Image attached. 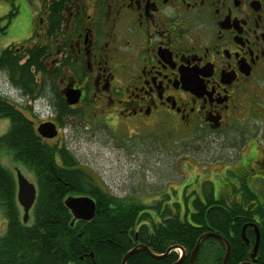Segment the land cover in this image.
Masks as SVG:
<instances>
[{
	"label": "flooded vegetation",
	"instance_id": "flooded-vegetation-1",
	"mask_svg": "<svg viewBox=\"0 0 264 264\" xmlns=\"http://www.w3.org/2000/svg\"><path fill=\"white\" fill-rule=\"evenodd\" d=\"M38 1L29 45L45 44L41 61L47 71L59 68L53 82L61 103L50 100L55 115L37 125L33 119L36 128L54 122L59 135L65 108L76 110L87 98L104 104L96 113L107 119L110 108L112 118L151 126L175 118L192 132L226 133L241 116L264 118V0ZM55 3L63 23L51 29ZM71 88L80 93L73 104L66 96ZM240 145L235 186L249 184L261 197L264 141L244 135Z\"/></svg>",
	"mask_w": 264,
	"mask_h": 264
},
{
	"label": "trees",
	"instance_id": "trees-1",
	"mask_svg": "<svg viewBox=\"0 0 264 264\" xmlns=\"http://www.w3.org/2000/svg\"><path fill=\"white\" fill-rule=\"evenodd\" d=\"M0 1L11 3L9 12L0 18V33H5L19 8L14 0ZM54 5L51 29L63 23L59 3ZM21 45L18 43V49L10 44L0 52V70L27 98L46 96L60 106L53 82L59 68L47 71L41 61L46 45ZM65 109L61 120L73 113V109ZM3 118L9 124L6 132H0V149L5 146L13 160L33 171L37 198L29 224L17 199L16 175L0 162V209L7 221L0 232V264H123L124 256L139 244L147 245L157 256L139 246L128 255L126 264H172L180 255L177 248L165 254L171 246L185 251L179 264H190L199 237L208 232L218 233L230 243L226 264H248L252 260L264 264V191L259 197L243 182L242 189L233 186L230 196L216 197L209 182L205 195L185 206L179 201L170 204L169 196L151 203L136 196H119L86 170L67 145L51 143L40 135L34 118L0 92V120ZM65 126L63 120L61 128ZM68 196L92 197L96 203L93 218L74 219L66 204ZM246 224L249 242L242 233ZM255 227L260 238L253 257ZM226 251L224 240L206 236L195 264H223Z\"/></svg>",
	"mask_w": 264,
	"mask_h": 264
},
{
	"label": "rangeland",
	"instance_id": "rangeland-1",
	"mask_svg": "<svg viewBox=\"0 0 264 264\" xmlns=\"http://www.w3.org/2000/svg\"><path fill=\"white\" fill-rule=\"evenodd\" d=\"M14 1L19 8L18 14L7 31L0 33V52L10 44L18 46V43H30L33 37L32 29L40 2ZM10 9V2L0 1V18ZM259 85L264 89V81ZM0 92L24 108L34 118L36 125L41 121L51 120L55 115L48 97L27 98L11 85L1 70ZM88 101L87 98L81 107L66 117V126L49 141L67 145L81 165L112 193L136 196L144 202L151 203L154 199L169 196L170 204L174 201H179L184 206L186 202L192 204L195 197H202L209 190V182L214 185L216 197L230 196L237 180L232 166L238 164L234 158L236 154L240 156L239 149L242 146L237 148L238 141L244 135H248L251 140L256 136L264 141L262 116H241L234 129L226 133L192 132L181 127L182 124L175 118L161 119L156 126L138 120H120L113 113L112 118L108 114L112 110L110 108L105 109L109 117L107 119L101 113H96L97 110H102L103 103L94 99L93 103ZM259 109H262L261 106ZM8 124V119L0 120L1 133L6 132ZM226 135L229 139L224 141ZM248 143L243 145L244 154L249 144L252 145ZM226 157H231L230 161H225ZM0 162L15 175L19 168L37 186L33 171L13 160L11 152L5 146L0 149ZM249 162L241 159L244 165ZM257 169L258 166L254 164L250 167L255 176ZM28 220L30 224L32 218ZM6 223V217L0 209V232Z\"/></svg>",
	"mask_w": 264,
	"mask_h": 264
},
{
	"label": "water",
	"instance_id": "water-1",
	"mask_svg": "<svg viewBox=\"0 0 264 264\" xmlns=\"http://www.w3.org/2000/svg\"><path fill=\"white\" fill-rule=\"evenodd\" d=\"M66 96L68 98V102L73 104L78 102L79 98H80V93L77 92L75 89L71 88L68 89L66 91ZM38 132L44 136V137H48V138H53L58 134V129L57 126L54 122H42L38 125L37 128ZM17 185H18V189H17V199L19 201V203L21 204V206L23 207L24 210V221H28L29 216H30V210L33 207L36 198H37V187L35 185V183L31 182L25 175L24 173L17 168ZM66 204L68 205V207L71 209L73 215H74V219H83V220H90L91 218H93L95 211H96V203L94 201V199L90 196H68V198L66 199ZM247 224L243 227V236L246 239V241L249 242V240L247 239L246 233H245V228H246ZM256 234H257V241L254 247V252H253V257L256 254L257 248H258V243H259V230L256 229ZM209 235H214L216 237H219L220 239L224 240L226 243V247H227V251L225 254V257L223 259V264H226L227 259L230 255V243L228 242L227 239L223 238L220 234L215 233V232H208V233H204L202 234L199 239L198 242L193 250L192 256H191V260H190V264H195V257L197 254V251L199 249L200 243L202 241V239L206 236ZM142 246L144 248L147 249V251H149L151 254L155 255L152 250L150 249V247H148L147 245H142L139 244L137 247ZM137 247L133 248L131 251H129V253H127L124 258H123V264H126L128 255L133 252L134 250L137 249ZM174 248H176V246H171L169 247V249L167 250V252L165 254H167L168 252H170L171 250H173ZM182 249V254L180 256V259L172 264H179L182 259L185 256V251L183 248ZM164 254V255H165ZM157 256V255H155ZM163 256V255H161ZM243 264V263H241ZM248 264H255V261H251Z\"/></svg>",
	"mask_w": 264,
	"mask_h": 264
},
{
	"label": "bare ground",
	"instance_id": "bare-ground-1",
	"mask_svg": "<svg viewBox=\"0 0 264 264\" xmlns=\"http://www.w3.org/2000/svg\"><path fill=\"white\" fill-rule=\"evenodd\" d=\"M30 217V216H29ZM73 223V222H72ZM253 261V260H252Z\"/></svg>",
	"mask_w": 264,
	"mask_h": 264
}]
</instances>
